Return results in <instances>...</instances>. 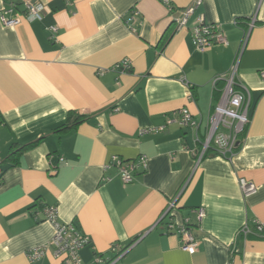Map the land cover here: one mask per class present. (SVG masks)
<instances>
[{
  "label": "crops",
  "instance_id": "obj_1",
  "mask_svg": "<svg viewBox=\"0 0 264 264\" xmlns=\"http://www.w3.org/2000/svg\"><path fill=\"white\" fill-rule=\"evenodd\" d=\"M192 1L170 0L168 11L158 0H0V10L19 13L25 2L46 7L41 20L0 22V264H67L50 246L33 262L26 256L53 236L46 206L89 237L79 264H109L124 248L113 264H264L255 226L264 225V0H202L173 29L172 16ZM133 9L135 32L125 23ZM254 14L237 70L250 89L246 133L231 159L207 154L194 168L192 130L167 121L186 107L204 127L218 99L212 79L230 70ZM199 15L220 25L226 45L194 47ZM123 58L130 70L112 69ZM152 127L163 129L140 133ZM29 143L17 164L2 161L12 144ZM112 156H143L146 166L124 184L115 167L103 168ZM189 176L172 219L194 227L193 254L166 230L168 218L158 222ZM240 178L256 191L244 197Z\"/></svg>",
  "mask_w": 264,
  "mask_h": 264
},
{
  "label": "built area",
  "instance_id": "obj_2",
  "mask_svg": "<svg viewBox=\"0 0 264 264\" xmlns=\"http://www.w3.org/2000/svg\"><path fill=\"white\" fill-rule=\"evenodd\" d=\"M164 4L168 11L172 10L170 0H158ZM202 0H193L192 3L184 8H180L177 16H172L173 29H180L187 23L189 16L194 12ZM46 11V7L40 3L25 2L22 13L14 12V5L2 7L0 10V22L3 26L11 27L18 24L21 16H25L30 20H41ZM137 10L133 9L130 16L126 18L125 23L129 30L135 32L132 26L133 18L137 15ZM197 23L191 29V41L194 47L203 52L207 48L214 45H226L228 43L220 25L217 23H205L201 15L197 17ZM256 21L255 14L249 18L247 29L244 31L243 39L240 45L239 54L236 55L230 70L225 73L216 75L212 79L213 88L218 91L217 102L212 106V110L208 113L204 127L201 122L196 121L192 113L186 107H182L174 111L175 117L167 122H175L181 128H189L193 134V147L189 149L193 159L194 168L198 166L201 160L207 154H213L225 159H231L236 153V149L240 146L243 134L250 122L249 110L251 107L250 89L240 82L237 78V70L240 54L247 41L251 28ZM51 31L56 32V27H51ZM131 61L123 58L112 66V69L125 72L130 70ZM105 69H99L98 73L104 72ZM260 76L264 77V69L260 70ZM220 83L219 87H216ZM202 128V129H201ZM163 127H152L141 130L140 133H149L156 130H162ZM138 165L145 167V158L140 156L136 161L126 162L118 156H112L103 168L108 169L115 167L118 175L124 184L131 183L133 175ZM181 186L180 190L174 198L169 200L166 207L162 211L158 222L168 218L165 223L168 232H174L180 236L182 248L186 252L193 254L198 247V238L194 234V227L190 226L188 219L183 223L177 224L173 221L172 215L178 206V200L184 191L188 180ZM242 195L248 196L256 191V186L244 178L238 180ZM43 219L52 223L54 232L48 243L30 248L26 252L28 260L31 262L41 258L48 250V246L52 248V255L55 258H63L67 264H79L78 251L90 243L89 237L84 235L72 222H60L57 218L56 206H46L41 209ZM195 221L199 223L204 216L203 208L199 207L192 210ZM256 231L264 234V225L261 222H255ZM239 233L246 238L251 233V229L245 223L239 229ZM114 251L116 248H112ZM126 251V248L116 250V255L109 264L116 262ZM97 262L101 263L102 259L97 258Z\"/></svg>",
  "mask_w": 264,
  "mask_h": 264
},
{
  "label": "trees",
  "instance_id": "obj_3",
  "mask_svg": "<svg viewBox=\"0 0 264 264\" xmlns=\"http://www.w3.org/2000/svg\"><path fill=\"white\" fill-rule=\"evenodd\" d=\"M170 34V30L168 31V33L166 32L163 37L161 38V43H164L166 41V39L168 38ZM0 125H1V121H0ZM247 130V128H246ZM246 130L243 134V137L246 133ZM34 145V143H29V144H25V145H15L12 144L9 148V151L7 153V156L2 160L4 163H13V164H17L19 161V158L22 154V152H24L26 149L31 148ZM240 146H238V148L236 149V152L238 151Z\"/></svg>",
  "mask_w": 264,
  "mask_h": 264
}]
</instances>
